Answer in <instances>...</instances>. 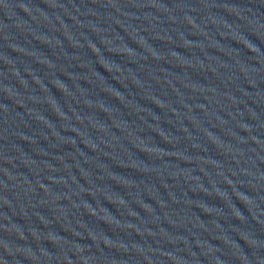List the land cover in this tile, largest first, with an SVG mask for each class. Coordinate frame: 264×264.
Here are the masks:
<instances>
[{"label":"water","instance_id":"1","mask_svg":"<svg viewBox=\"0 0 264 264\" xmlns=\"http://www.w3.org/2000/svg\"><path fill=\"white\" fill-rule=\"evenodd\" d=\"M0 203L264 246V0H0Z\"/></svg>","mask_w":264,"mask_h":264}]
</instances>
